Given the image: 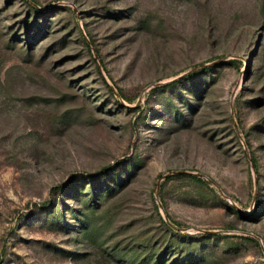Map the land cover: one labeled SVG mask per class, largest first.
<instances>
[{"label": "rangeland", "instance_id": "rangeland-1", "mask_svg": "<svg viewBox=\"0 0 264 264\" xmlns=\"http://www.w3.org/2000/svg\"><path fill=\"white\" fill-rule=\"evenodd\" d=\"M0 264H264V0H0Z\"/></svg>", "mask_w": 264, "mask_h": 264}]
</instances>
